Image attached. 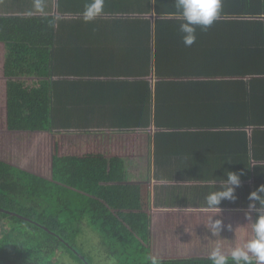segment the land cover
<instances>
[{
  "label": "crops",
  "instance_id": "crops-1",
  "mask_svg": "<svg viewBox=\"0 0 264 264\" xmlns=\"http://www.w3.org/2000/svg\"><path fill=\"white\" fill-rule=\"evenodd\" d=\"M89 2L0 0L1 18L55 21L54 131L145 134L152 212L217 214L224 230L216 239L238 243L229 215L247 213L250 194L264 185V77L251 85L254 76L221 78L206 68L218 66L209 53L220 41L228 48L245 33L197 29L186 56L179 47L183 34L173 28L183 21L175 0H105L104 14L86 23ZM248 99L258 126L241 125L250 122ZM115 142L122 155L128 145ZM227 172L243 174L237 199L223 201L221 213L205 210V198L220 190Z\"/></svg>",
  "mask_w": 264,
  "mask_h": 264
},
{
  "label": "trees",
  "instance_id": "trees-1",
  "mask_svg": "<svg viewBox=\"0 0 264 264\" xmlns=\"http://www.w3.org/2000/svg\"><path fill=\"white\" fill-rule=\"evenodd\" d=\"M222 5L219 20L208 29L245 35H236L239 40L228 48L220 41L219 51L209 53L212 60L217 55L218 66L206 68L207 75L254 76L248 82L253 85L264 77V0H222ZM183 22L176 21L173 28L180 29ZM54 33L51 18L0 17V264H59L64 254L93 264L72 241L86 218L103 236L115 264H151V257L159 264H212L213 249L230 253L253 239V214L250 221L246 213L229 215L240 240L227 245L204 227L217 214L153 213L145 166L150 138L145 134L54 131ZM182 36L179 47L184 49ZM245 47L249 49L241 51ZM191 48L182 54L190 55ZM246 107L250 122L241 125L258 126L249 99ZM117 140L128 145L122 155ZM15 224L33 229L27 228V234L36 239H17Z\"/></svg>",
  "mask_w": 264,
  "mask_h": 264
},
{
  "label": "clouds",
  "instance_id": "clouds-1",
  "mask_svg": "<svg viewBox=\"0 0 264 264\" xmlns=\"http://www.w3.org/2000/svg\"><path fill=\"white\" fill-rule=\"evenodd\" d=\"M105 0H90L83 11V18L86 23L95 21L104 14ZM177 9L183 17V23L180 25V32L183 34L182 40L185 47H191L197 40L196 31L199 27L201 30H207L219 20L223 5L222 0H175ZM241 174L227 172V179L221 180L220 190L211 192L207 195V211L216 210L221 213L220 205L223 201L235 202L237 199L236 189L241 186ZM264 185H261L257 191L250 194V203L247 220H253L252 213H256V219L252 225L254 238L250 239L243 248L235 247L230 253H225L217 247L210 253L209 259L212 264H228L231 259L234 264H264ZM256 202L259 203L257 207ZM208 230L212 236L220 235L224 230V223L221 219L213 218L210 221ZM228 230L232 231V226L228 225ZM151 264H159L156 257H151Z\"/></svg>",
  "mask_w": 264,
  "mask_h": 264
},
{
  "label": "rangeland",
  "instance_id": "rangeland-1",
  "mask_svg": "<svg viewBox=\"0 0 264 264\" xmlns=\"http://www.w3.org/2000/svg\"><path fill=\"white\" fill-rule=\"evenodd\" d=\"M0 79H3L1 67H0ZM35 165H30L31 168H34ZM158 213V212H157ZM4 218L0 214V219ZM9 220V219H8ZM1 222V221H0ZM10 221H6L7 229ZM28 228V227H27ZM25 228L23 225L15 224L13 231L17 233V239L23 238L26 242L32 243L36 238H29L27 230L31 228ZM2 237L1 228H0V238ZM74 245L76 248L80 249L86 256H88L93 264H115V261L112 257L109 256L108 251L105 247V240L103 236L94 229L91 225L90 219L86 218L81 226V234L76 236L74 240ZM81 258L82 256H78ZM78 257L73 258L69 255H63L62 258L59 256V264H81L78 260Z\"/></svg>",
  "mask_w": 264,
  "mask_h": 264
}]
</instances>
